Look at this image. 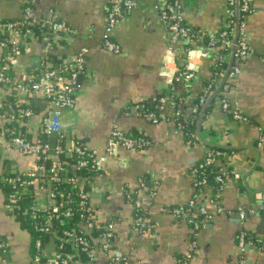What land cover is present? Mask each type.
I'll return each mask as SVG.
<instances>
[{"label":"crops","instance_id":"0c3cea01","mask_svg":"<svg viewBox=\"0 0 264 264\" xmlns=\"http://www.w3.org/2000/svg\"><path fill=\"white\" fill-rule=\"evenodd\" d=\"M165 1L135 0L131 12L119 17L109 35L119 46L117 52L105 44L111 0H0V20L22 19L25 7L30 6L32 21L56 18L70 29L69 35L51 47L40 36L12 37L19 42L18 53H13L9 43L0 45V58H6L17 80L32 74L40 77L44 62L72 64L82 53L85 59L84 73L76 79L77 99L72 109H59L40 93H16L0 85V102L12 104L17 97L33 111L29 118L6 119L1 124L0 179L10 169L27 172L38 163L36 155L9 146V130L54 147L59 136L45 134L42 121L60 110L64 143H80L94 152L100 172L82 180L91 189L89 204L98 224H112V253L126 257L129 264H179L184 259L187 264H240L242 259L244 264H264V0H249L251 9L243 20L252 53L233 78L227 77L233 65L232 46L208 43L210 36L223 29L228 1L181 0L183 23L191 36L179 38L173 37L160 18L158 7ZM7 39L0 35V42ZM220 60L225 68L217 85L228 84L231 107L246 119H234L217 99L211 106L212 98L199 124L206 104L201 108L197 141L190 144L173 118L172 104L183 96L185 116H192L194 100L203 93L204 82L214 77ZM187 65L195 75L186 85L177 77ZM144 104L160 109L157 122L143 115L140 105ZM114 129L141 135L149 144L142 149L118 146L111 151L108 141ZM211 146L226 149L216 163L232 173L221 188L207 183L199 190V203L209 206L214 199L216 205L209 208L222 210L195 229L187 220L191 214L178 216L173 209L186 207L197 191L194 169L206 159ZM140 178L145 182L148 178L150 189L140 186ZM136 200L151 225L146 233L134 228ZM5 201L0 190V236L8 243L0 264H42L35 260L33 230L16 218ZM241 230L247 232L248 240L243 251ZM97 239L94 260L86 263L74 255L70 263L109 264ZM53 240L43 243L48 256L57 251Z\"/></svg>","mask_w":264,"mask_h":264},{"label":"built area","instance_id":"2783aa9c","mask_svg":"<svg viewBox=\"0 0 264 264\" xmlns=\"http://www.w3.org/2000/svg\"><path fill=\"white\" fill-rule=\"evenodd\" d=\"M228 6L226 8L227 19L229 20L228 25L220 31L219 36L212 35L209 37L208 43L212 46L222 45L231 47L233 45V37L235 31L232 28H228L230 23L234 22V18L237 15V0H227ZM135 0H111L109 8L107 9V31H106V47L111 50L119 51V46L109 35L113 31L119 17L128 14L133 9ZM249 0H240L239 13L240 16L250 11ZM160 18L166 23L168 29L172 33L173 37H190V28L183 23V17L181 12V0H166L162 7H158ZM31 7L26 6L24 9V17L22 19L15 20H0V35H7V40L0 42V45L9 43L13 45V53L19 52V42L16 41L15 36H36L44 39L46 45L51 47L52 43L61 36L69 35L70 29L65 26L62 22L56 18L52 19H41L40 34H35V31L31 29L33 22L30 19ZM238 43L235 52L233 53V65L228 72L227 77H236L240 72L241 62L252 53L251 46L247 43V31L245 28L244 20H240ZM24 25H27L23 29ZM63 34V35H62ZM10 59V58H9ZM84 55L83 53L74 59V63L69 64L66 61L59 63L54 66L44 62L40 77L36 74L28 75L24 79L17 80L9 72V66L6 58H0V85L7 87L10 90L23 93H40L59 109L68 110L72 109L76 103V79L79 74L84 73ZM195 75L192 67L187 65L182 70L177 78L183 79L187 84L193 79ZM228 84L223 83L219 94L216 99L221 102L223 108L232 115L234 119L245 120L239 111L231 107L227 95ZM213 93V90H209L203 93L199 98V103L194 105L193 112H198L199 105L205 103L209 95ZM144 105H140L143 108ZM180 111H175L174 115H179ZM33 115L32 109L23 107L21 103L17 101V97L14 103H3L0 102V127L6 119H16L19 117H31ZM160 113L156 114L153 111H146L144 116L154 122L158 121ZM178 128L182 129L185 133V125L181 123ZM43 132L47 135L51 133H57L59 136V142L54 147H51L49 142L42 139H36L32 141L27 137L19 134L15 129H10L8 132L7 143L13 149H16L20 153L26 155H36L39 158L41 155L44 157H57L62 151L67 153H75L77 158L78 166H90L96 167L97 161L94 156V152L89 151L88 148L80 143H73L72 145H66L64 143L65 132L62 121L61 111L57 110L51 116H47L42 121ZM190 143V142H188ZM1 144V141H0ZM149 144V141L143 136H132L128 135L118 129H114L110 135L108 141V149L113 150L118 146H123L131 149H142ZM224 156V151L214 150L209 152L205 159V162L200 165L199 168H195L196 178V191L193 197L190 199L188 205L185 208H174L173 213L181 215L189 213L191 214L187 220L193 224L195 229H200L206 221L211 219L215 211H221L219 206H216L213 211L209 208L210 205H216L214 199H210V205L199 203V190L205 187L207 184L206 176L204 171H199L203 166L213 164L220 157ZM15 169L8 170L7 173L16 172ZM7 173L3 175L2 180L9 183L13 190L8 196L7 207L10 211L17 208L19 205L17 201L20 199L22 194L28 192V186L31 185L30 191L33 197V204L25 210V213L34 220L35 229L40 232L52 231L51 227L54 221L61 222V215L69 216L73 213L69 203H72L80 211V218L84 220L82 223L85 231H90L93 227L99 225L96 221L94 211L89 204V197L91 189L86 188L84 180H74L67 176V168L63 167L58 161L54 162L49 169H46L42 164L37 163L36 167L27 171L22 172L27 175L28 178L20 176H7ZM21 173V172H20ZM232 171L220 167L216 173L215 179L220 182L219 188L222 187V183L226 176ZM71 181L70 189H75L76 196L67 197L63 199V194L56 190L54 184L56 182ZM140 186L145 189H150L149 185L140 178ZM65 207L61 209V207ZM135 230L146 233L150 228L146 212L142 208V204L139 200L135 201ZM243 213V212H241ZM112 224L108 223L105 226L104 231L100 234L98 241L101 251L106 253L109 258V264H129L126 257H121L112 253L111 251V231ZM54 236L57 234L53 231ZM59 237V236H58ZM60 243L57 245V251L54 255H46L43 251V243L40 238L35 240L36 255L35 260L42 262V264H66L70 261V257L76 255L75 253H64L61 251L65 241L69 239L74 240L75 251H83L87 254L88 259L86 263H90L91 260L96 258V251L89 241L83 236L78 235L74 228L63 231L62 236L59 237ZM247 232L241 230L239 234V245L243 251L247 245ZM8 251L7 241L0 236V254L5 255ZM179 264H187L186 259L181 260ZM240 264H244V260H241Z\"/></svg>","mask_w":264,"mask_h":264},{"label":"trees","instance_id":"16d2710c","mask_svg":"<svg viewBox=\"0 0 264 264\" xmlns=\"http://www.w3.org/2000/svg\"><path fill=\"white\" fill-rule=\"evenodd\" d=\"M239 4H240V0H239ZM31 19V18H30ZM236 20L237 18H234V22L230 23L228 28H232L235 31V24H236ZM240 20H243V14L240 16ZM32 21V20H31ZM36 20L33 19V24L31 26V29L33 31H35V34H40V24H39V20H37V22H35ZM229 23V20L226 19L223 28H225ZM25 29L27 27V25L23 26ZM223 30V29H222ZM221 30V31H222ZM191 33L193 34V31H191ZM220 33V32H219ZM219 33H217V36H219ZM61 63V61H60ZM225 68V64L223 63V61L221 62V60L217 63L216 65V69H215V73H214V77L211 78L210 80H206L204 82V86L205 89L203 91V93L207 92V91H211L213 90L216 91L218 85H217V80L219 77V73L220 71H222ZM220 91V90H219ZM218 91V92H219ZM217 92V93H218ZM202 93V94H203ZM201 94V95H202ZM212 94V93H211ZM210 94V95H211ZM200 95V96H201ZM209 95V96H210ZM219 94H216L213 97V101L211 103V106L213 105V103L216 100V97ZM209 98V97H208ZM207 101V100H206ZM205 101V103H206ZM197 103H199V97L194 100L193 103V107L194 105H196ZM175 107V110L180 111L179 115H174V120L177 124V126H179L181 123H183L185 125V136L188 142H190V144H194L197 141V121H198V116L199 113L201 111V108L204 104L199 105V110L198 112H194L192 113V116L190 117H186L185 116V109H186V104L184 102V97L182 96V98H175L174 103L172 104ZM24 106V105H23ZM143 110V115L145 114L146 111H153L156 114L160 113V109L156 108V107H151L149 105H145L142 108ZM230 114V113H229ZM140 136V135H137ZM44 137V136H42ZM214 150H221V151H226V149L220 147V146H211L210 152L214 151ZM209 154V153H208ZM208 156V155H207ZM58 161L59 163H61V165L65 168H67V176L69 178L72 179V181L74 180H82L84 177L87 176H93L96 175L97 173L100 172V170L97 169V167H90V166H83L80 167L78 166L77 163V158H76V154L75 153H67V151H62L60 152L57 157H44L43 155H41V157L38 160V163L42 164L46 169H49V167L54 163ZM217 161V160H216ZM205 162V160L199 164H197L195 166V168H199L201 164H203ZM219 164H217L216 162H214L213 164H208L202 167V169H199V171H204L205 172V176H206V180L208 184H213L215 186V188H219L220 186V182L217 181L215 179L216 173L219 169ZM20 176L23 178H28L26 174L24 173H20V171H16V172H10L7 173V176ZM148 181V178H146V182ZM71 181H63V182H56L54 184L56 190L59 191V193L63 194V199H66L67 197H75L76 196V190L75 189H70V185H71ZM148 183V182H147ZM87 186V185H86ZM31 185L28 186V192L25 194H22L20 196V199L17 201L18 203V207L15 208L14 210H12L14 213V215L16 216L17 219H19L22 223L25 224L26 227L30 228L33 230L34 235H35V240L37 238H40L42 240V243H44V241L46 239H54V243L56 244V246L60 243V239L59 237L62 236L63 231L67 230V229H71L74 228L77 231L78 235H83L91 244L92 249H95V242L94 239L99 238L100 234L104 231L105 227L103 225V223H100L99 225L93 227L89 232L85 231V228L83 227L82 223L84 222L83 219L80 218V211L77 210V207L75 205H73L72 203H69V205L72 208L73 213L69 216H64L61 215V222L58 221H54L51 230L52 231H47V232H40L37 231L35 229V223L34 220L31 219L29 217V215L27 213H25V210H27V208H29L32 204H33V197H32V193L30 191ZM0 190L4 193V195L6 196V204L8 203V196L9 194L12 192L13 188L12 186L7 183L6 181L4 182L2 179H0ZM65 207H61V209H64ZM185 208V207H184ZM53 231L57 234V237L54 236ZM59 236V237H58ZM98 240V239H97ZM74 240L73 239H69L68 241H65L63 244V247L61 248V251H63L64 253H75L76 257H80L82 260H87L88 256L85 252L80 251V252H76L75 250V245H74ZM75 257V258H76ZM66 264H71L70 261L67 262Z\"/></svg>","mask_w":264,"mask_h":264},{"label":"water","instance_id":"95a60500","mask_svg":"<svg viewBox=\"0 0 264 264\" xmlns=\"http://www.w3.org/2000/svg\"><path fill=\"white\" fill-rule=\"evenodd\" d=\"M239 0H237V15H236V24H235V33H234V37H233V45H232V59H233V53L235 52L236 50V47H237V43H238V34H239V25H240V13H239ZM229 72V70L227 71V73ZM78 79H80V77H78ZM221 88V85L216 89V91H214L210 96L209 98L207 99V102L205 103L206 105L204 106L203 110H202V113L200 115V120H199V124L201 123L202 119H203V116L206 112V107L208 106L209 104V100H211L216 94L217 92L220 90Z\"/></svg>","mask_w":264,"mask_h":264}]
</instances>
